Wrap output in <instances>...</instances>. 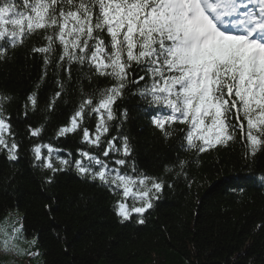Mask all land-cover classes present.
I'll return each mask as SVG.
<instances>
[{
  "label": "snow or ice",
  "instance_id": "1",
  "mask_svg": "<svg viewBox=\"0 0 264 264\" xmlns=\"http://www.w3.org/2000/svg\"><path fill=\"white\" fill-rule=\"evenodd\" d=\"M35 34L43 43L30 51L41 57L42 71L22 105L25 117L37 111L50 70L58 90L48 111L66 93L73 65L89 68L90 83L93 77L110 83L92 92L81 86L78 105L55 133L56 140L79 135L78 157L36 142L32 165L50 173L48 184L69 170L99 182L118 197L114 211L121 223L135 217L144 224L145 214L174 186L175 179L165 177L188 176L182 159L159 176L138 169L128 137L119 132L127 111L113 123L117 101L132 88L165 139L182 133L185 151L200 155L241 143L243 157L251 159L264 150V0H0V61ZM13 100L0 93V152L16 161L21 143L6 108ZM93 118L90 130L86 123ZM27 131L39 138L44 126L29 125ZM4 219L5 253L38 257V237L31 248L20 246L27 241L23 217L6 225Z\"/></svg>",
  "mask_w": 264,
  "mask_h": 264
},
{
  "label": "trees",
  "instance_id": "2",
  "mask_svg": "<svg viewBox=\"0 0 264 264\" xmlns=\"http://www.w3.org/2000/svg\"><path fill=\"white\" fill-rule=\"evenodd\" d=\"M42 43L41 35L35 34L8 60L0 61V93L14 97L6 108L21 143L16 161L0 152V219L18 213L27 240L38 237L33 250L40 255L30 259L31 264H264V227L257 228L264 225V182L259 180L264 175V150L251 159L243 157L241 143L200 155L185 151L180 146L182 133L165 139L152 125L135 88L117 101L118 119L113 123L119 124V113L127 111L119 132L128 137L138 169L159 176L166 165L188 161L187 178L165 177L175 179L174 186L166 188L145 214L146 222L138 224L134 217L121 223L114 211L118 197L74 170L57 173L54 183H46L50 173L33 167L30 148L36 142H51L64 149L61 156L71 151L78 157L79 135L56 140L55 133L78 105L81 86L92 92L110 82L93 77L90 83L85 75H91L89 68L73 65L66 93L48 111L58 90L50 70L39 90L37 111L25 117L22 105L42 71L41 57L30 50ZM93 124L94 118L86 126L91 130ZM29 125H43L41 137H31ZM7 219L6 224L11 221Z\"/></svg>",
  "mask_w": 264,
  "mask_h": 264
},
{
  "label": "rangeland",
  "instance_id": "3",
  "mask_svg": "<svg viewBox=\"0 0 264 264\" xmlns=\"http://www.w3.org/2000/svg\"><path fill=\"white\" fill-rule=\"evenodd\" d=\"M19 217L20 215L18 213H13L11 217L12 219H7V220L14 221L16 218H19ZM4 223L6 224V221H4ZM2 240H3V237L0 238V241ZM29 242L30 240H27L25 242L21 241L20 246L25 249L31 248L32 246ZM32 258L33 257H29V256L27 258L25 255H16V254H11V253L6 254L5 251L3 250V243L0 242V264H23V263L28 264L27 262H29V260Z\"/></svg>",
  "mask_w": 264,
  "mask_h": 264
}]
</instances>
